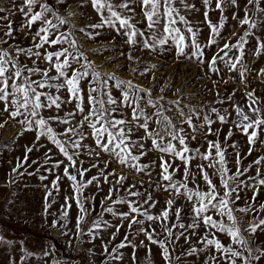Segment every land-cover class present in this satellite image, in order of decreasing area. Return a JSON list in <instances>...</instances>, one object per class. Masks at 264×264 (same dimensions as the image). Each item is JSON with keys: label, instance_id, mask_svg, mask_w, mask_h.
I'll list each match as a JSON object with an SVG mask.
<instances>
[{"label": "rangeland", "instance_id": "obj_1", "mask_svg": "<svg viewBox=\"0 0 264 264\" xmlns=\"http://www.w3.org/2000/svg\"><path fill=\"white\" fill-rule=\"evenodd\" d=\"M116 2L118 3L119 0H116ZM187 2L194 4L195 8L187 12L182 10L181 14L186 15V19L189 20L193 27L200 29L199 41L202 45H206L210 29L204 18L205 8L202 0H187ZM52 3L55 6L54 10L58 11L67 21L65 25L60 27V31L74 33L73 38L77 41L79 52L83 53L88 61L93 62L100 72L115 74L120 79L132 80L134 84L151 90L153 99L163 97L160 103L165 109H170L165 111V115L178 128L184 129L190 148H199L200 152L204 153L208 149V141L219 139L222 148L235 143L238 147L236 149L227 147L226 152L227 166L231 170L230 175L237 169V151L240 153L241 163L239 167L241 170L248 168L254 160L264 156V144L259 142L251 146L253 151L251 155H248L250 146L248 145L247 137L239 132L231 122L220 123L215 114L211 112V109L215 108L223 114V110L228 109L232 113L229 120L236 119L233 110L234 105L238 104L246 108L247 103H249L246 93L250 91H254L255 96L264 104V75L260 74V71L264 69V54L260 56L254 54L256 39L264 40V23H260L258 29L251 30L254 35L248 38V44L245 45L243 62L247 65L249 71L243 78V82L238 71L230 70L227 65L219 60L216 65V68L219 69L218 72L212 71L209 67L211 58L217 53L218 47H223L226 42L235 44L238 38L247 30V25L241 27L239 24V20L245 15V8L248 9L250 16L255 11V7L249 5L247 0H237L235 6L229 3L225 7L223 13L226 18L225 26L221 32V36L224 39L219 40L218 46L204 47L203 64H200L195 57H191L190 49H186L187 56L178 57L174 45L158 46L155 51L144 49L139 45L133 48L125 43L127 38L123 35H118L114 29L108 27L92 29L89 25L99 22V15L92 8L90 0H67L66 4H58L57 0H52ZM21 5L22 0H0V8L3 9L0 12V17H7V19H0V41H6L0 42V49L10 50L15 46L28 48L33 44L32 35L36 31V26L33 25L31 30L27 27H22V25L26 24V19L24 14L18 11ZM260 7L264 8V0H261ZM208 11L209 19L213 23H218L221 13L215 9V0H213V4ZM69 12L73 14L69 15ZM136 13V19H141L139 7H136ZM234 14L237 19L232 18ZM256 19L258 21L264 20V16L258 13ZM9 23L12 24L13 29L11 37L5 35ZM177 26L182 29L185 27L182 24ZM138 27L143 30L145 24L141 23ZM80 29H84V31L82 32ZM96 32L99 35H95ZM233 32L235 35H233ZM88 33H93L94 39H90ZM59 47L45 46L48 51L53 52L57 51ZM63 47H68V44H64ZM39 51L43 54L45 49L42 48ZM129 54L132 55L133 60L128 59ZM219 54L221 56L224 55L223 52ZM10 55H15V53L10 51ZM237 55L239 53L235 49L229 53V56L233 58ZM19 59L21 63H27L31 67L35 57L28 59L25 56H20ZM86 62L81 59L80 64L74 66L80 68L81 64ZM37 63L42 69L49 67L46 61L41 60ZM152 65L156 67L153 69L151 68ZM237 67L239 68V65ZM141 73L144 74L141 75ZM50 74L55 75V72L53 71ZM32 78L41 79L40 75H35ZM89 80L82 82L85 97L87 96ZM112 84H114V81L109 82L110 86ZM63 94L67 95L66 92ZM113 95L119 98V90L113 89ZM140 95H144V93ZM229 96H231L230 100L228 99ZM220 100L224 102H218ZM175 101H179V108H177L175 103H170ZM74 104L75 101L72 104L62 105L59 115L64 116L65 111L68 110L75 111ZM84 106L87 110L86 101ZM3 108L4 104L0 103V124L3 125L0 127V237H3V240L0 241V264H134L132 259L134 250L132 247L120 249L119 253L122 254V258H114L117 253L113 252V249L124 241L126 234L128 235V240L136 245L135 264H147L145 258L148 247L152 250V264H166L162 258L161 249L157 245H150L143 233L135 234L139 226L133 225V228L129 230L128 220H121L118 216L114 217L101 208L103 203L105 208L111 206L119 212H128L127 204L117 205L114 201L120 198L132 202L143 201L151 194L152 200L149 201V204L155 202V207H149L148 204H145L142 210H147L149 214L154 216L159 215L166 208L167 200L172 199L175 202L174 208L180 207L183 209L181 214L182 222L185 224L192 222V202H189L183 195H176L172 189L164 190V185H167L168 182L162 181L160 178V158L163 154L158 150L152 149V141L142 128L134 127L131 138L138 140L145 146L146 154L142 155L141 159L136 163L149 165L150 167L146 171L151 173V177L146 175L145 172H137L127 165L119 164L114 156L98 149L91 135V130L86 126L84 127L85 138L82 140V144L86 147L78 150V158L74 157L77 168L90 169L85 173L83 180L87 181L93 176H99L100 170L104 169L105 161L108 162L105 174L114 173V175L109 176V181H112V184L105 183L101 176L99 187H97L96 182H93L92 185L84 189L85 197H94L93 200L86 201L85 207L95 210L91 212V215L85 217V222L81 224L84 232L83 234H78L76 224L79 210L74 199L69 200L71 208L67 209V218L65 219L62 216V213L66 210L65 197L73 195V190L70 187L71 182L66 177H63L64 168L69 162L46 137H41L37 140V130H26V126H22L18 122L23 117L12 119L8 113L3 112ZM180 109L185 114L191 115L192 123L196 126L204 124L203 117L205 115L210 116L214 121L211 128L213 132L219 129V137L208 135L207 125L193 132V129L180 115ZM122 110L127 118L131 119V109L124 108ZM147 111L153 112L154 109L148 108ZM55 114L56 110L54 108L42 111V115L45 117ZM80 119L81 116L77 115L71 123L76 124ZM154 121L155 117H153V122L150 124V130L158 127ZM69 126L53 124L54 130L61 134L58 138H64L63 133ZM229 128H232L233 135L225 141ZM193 135L195 139H192ZM260 139L264 140V133L261 134ZM173 143L180 147L178 142L173 141ZM29 147L33 149L31 152H27ZM95 152H98L99 155L91 154ZM45 153L51 156V160H48L47 163H45ZM26 154L28 159L25 162ZM133 154L140 155V152L133 149ZM164 159L171 161L173 157L164 155ZM33 161H36V163H33ZM57 161H63V163L60 164L59 168L52 169V164ZM201 163L207 165L206 161L192 160L190 170L193 174H196V180L201 186L200 190L206 191L207 185L197 170V165ZM18 164H23V166L18 167ZM93 164L98 166L92 167ZM176 165L180 167L179 171L174 175V180L180 181L183 177L184 165L178 159L175 160L173 167ZM257 168L260 169L261 175L264 176V161H262L260 165H253L244 176L240 177V180L245 181L249 187H244L240 191V199L236 201V207H243L246 203L251 202L253 193L250 185L253 182L249 180V177L256 176ZM206 170L209 173L214 171V169L210 168ZM69 172L73 173L74 170L69 167ZM40 176H46L47 179L41 180ZM56 176L62 177L59 182L60 191L58 193L51 188V183ZM120 176L125 177L123 186H114L115 180ZM77 179L80 180V177L78 176ZM211 179L217 185L218 190L222 192L219 176L213 175ZM132 185H135V187H131ZM130 187L132 192L139 191L143 193V196L128 195ZM188 187L195 190L198 185L189 181ZM110 188H114L112 199L106 200L105 198L108 196ZM48 191H52L51 196L47 195ZM181 192H183V189H181ZM257 203H264V187L260 189ZM46 204L50 206L46 207ZM101 212H103V219L110 224L123 225L120 227L115 239L112 238V234L116 231L115 227L102 225L99 234L95 238L87 234L92 221ZM213 215L215 218V214ZM236 216L241 221L240 227L243 229L248 226L254 217L264 216V213L255 212L245 215L237 212ZM138 218L143 219V217ZM54 223L56 224L55 227H53ZM167 223L171 226L177 221L174 216H171ZM150 224L151 227H149ZM143 227L149 231H151V228H155L159 232L160 222L145 221ZM173 231L178 234L182 230L174 228ZM205 231L203 224H201L195 235L192 234L191 230L186 233L190 237L189 243H186L184 237L181 236L175 243L174 248L169 246L170 264H205V260L209 256L213 254L219 256L220 253H216L214 249L199 252L198 255L188 256L184 254L193 244L197 248L203 247V244L199 243V241ZM212 231L214 232L215 230ZM215 235L225 245L229 244V238L225 234L215 233ZM244 235L248 236V233L245 232ZM159 238L164 239V235ZM209 238H212V236L210 235ZM249 240L253 248L264 246V233L258 230L257 235L249 237ZM141 241L148 247L141 246ZM105 245H107V252L104 250ZM233 247L235 246L233 245ZM222 264H226V262H222ZM237 264H242V262L237 261ZM253 264H264V258L260 261H253Z\"/></svg>", "mask_w": 264, "mask_h": 264}, {"label": "snow or ice", "instance_id": "obj_2", "mask_svg": "<svg viewBox=\"0 0 264 264\" xmlns=\"http://www.w3.org/2000/svg\"><path fill=\"white\" fill-rule=\"evenodd\" d=\"M57 3L66 4L67 0H57ZM90 3L99 15V22L89 25L92 29L104 27L114 29L118 35L125 36L127 38L125 43L133 48L139 45L144 49L155 51L158 46L174 45L178 57L187 56L186 49H190L191 57H195L200 64H203L204 47L218 46L219 40L224 39L221 36V32L225 26L226 18L223 16L225 7L229 3L235 6L237 0H215V9L221 13L218 23H213L209 19L208 9L211 8L213 0H202L205 8L204 18L210 29L206 45H202L199 41L200 29L193 27L189 20L186 19V15L181 14L182 10L187 12L195 8V5L188 3L187 0H119L118 3L116 0H90ZM247 3L255 7V11L251 13V16L248 9L245 8V15L239 20L241 27L244 25L248 26L247 30L238 38L235 44L226 42L223 47H218L217 53L212 56L209 64L212 71L218 72L219 69L216 68L217 62L218 60L223 62L230 70L239 72L242 82L249 71L247 65L243 62L245 45L248 44V38L254 35L251 30L258 29L259 24L264 23V20L258 21L256 19L258 13L264 16V8L260 7L261 0H247ZM54 7L50 6V0H22V5L18 9L20 13L24 14L26 19V24L22 25V27H27L31 30L32 26L35 25L36 31L32 35L33 44L31 47L21 48L15 46L10 50L0 49V103L4 104L3 112L8 113L10 118L23 117L18 122L22 126H26V130H37L36 139L39 140L41 137H46L69 162L64 168L63 177H66L71 182L70 187L73 190V195L65 197L66 210L62 213V216L65 219L67 218V209L71 208L69 200L74 199L79 210L76 230L78 234H83L84 229L81 228V224L85 222V217L91 215V212L95 210L85 207L86 201L93 200L94 197H85L84 189L92 185L93 182H96L97 187H99L101 176L105 183H113L109 181V176L114 175V173L105 174L108 166L107 161L104 162V169L100 170L99 176H93L87 181L83 180V177L90 169L76 167V159L74 157L78 158V150L86 147L82 144V140L85 138L83 131L85 126L91 130V135L98 149L114 156L119 164L127 165L137 172H145L146 175L151 177V173L146 171L150 167L149 165L136 163L141 159L142 155L146 154L145 146L138 140L131 138L134 127H138L142 128L151 139L152 149L158 150L163 154L160 158V178L162 181L168 182L167 185H164V190L172 189L176 195H183L189 202H192V222L188 224L182 222L181 214L183 209L180 207L174 208L175 202L172 199L167 200L166 208L159 215L154 216L149 214L147 210H142L145 204H148L149 207H155V202L149 204V201L152 200L151 194L143 201L132 202L124 198L114 201L117 205L127 204L128 212H119L111 206L105 208L102 203L101 208L103 211L110 213L114 217L118 216L121 220H128L129 230L133 228V225L139 226L135 234L143 233L150 245H157L161 249L162 258L166 264L171 262L169 246L174 248L175 243L181 236L184 237L186 243H189L190 237L186 233L191 230L192 234L195 235L201 224L206 230L199 241V243L203 244V247L197 248L193 244L185 251V255H198L199 252L209 249H214L216 253H220L219 256L215 254L209 256L205 260V264H209V262L211 264H222V262L237 264V261H241L242 264H253V261H260L264 258V246L253 248L249 240V237L257 235L258 230L264 233V216L254 217L248 226L243 229L240 227L241 221L236 216L237 212L245 215L255 212L264 213V203H257L260 189L264 187V176L261 175L259 168H257L256 176L249 177V180L253 182L250 185L253 193L251 202L246 203L243 207H236V201L240 199V191L244 187H249L245 181L240 180V177L244 176L253 165H260L264 161V156L254 160L248 168L241 170L239 167L241 163L240 153L237 151V169L230 175L231 170L227 166L226 152L227 147L236 149L238 146L235 143L222 148L219 139L208 141V149L204 153H201L199 148H190L184 129L178 128L165 115V111L170 109H165L160 103L163 97L153 99L151 90L134 84L132 80H124L118 78L115 74L100 72L93 62L88 61L87 57L79 52L77 41L73 38L74 33L60 31V27L65 25L67 21L58 11L54 10ZM136 7L140 8L139 15L141 19L139 20L136 19ZM2 11L3 9L0 8V12ZM72 14L69 12V15ZM232 18L237 19V16L234 14ZM0 19H7V17H0ZM141 23L145 24L143 30L138 27ZM178 24H182L185 27L182 29L177 26ZM7 27L8 30L5 35L11 37L12 24L9 23ZM80 31L83 32L84 29H80ZM95 35H99V33L96 32ZM233 35H235L234 32ZM88 36L90 39H94L93 33H88ZM66 43L68 47H63ZM46 45L48 47H60L53 52L48 51L45 48ZM42 48L45 49L43 54L39 51ZM233 49L239 53L234 58L229 56ZM10 51L14 52L15 55H10ZM220 52H223L224 55L221 56ZM254 54L256 56L264 54V40L256 39ZM20 56H25L28 59L35 57L32 61L33 66L30 67L27 63H21ZM81 59L87 62L81 64L80 68H76L74 65L80 64ZM128 59L133 60L134 58L129 54ZM41 60L46 61L49 67L40 68L37 62ZM238 65L239 68L237 67ZM155 67V65L151 66L153 69ZM53 71L55 75L50 74ZM143 74L141 73V75ZM260 74L264 75V69L260 71ZM35 75H40L41 79H33L32 77ZM90 77L91 79L89 80ZM85 80H89L86 97L82 86V82ZM110 81H114L111 86L109 85ZM113 89L119 90V98L113 95ZM64 92L67 93L66 96L63 94ZM141 93H144V95H140ZM246 97L249 101L246 108L238 104L234 105L233 110L236 119L229 120L232 113L228 109H224L223 114L215 108L211 109V112L215 114L220 123L231 122L239 132L247 137V142L250 146L248 155H251L253 151L251 146L257 142L264 144V140L260 139L261 134L264 133V104L255 96L254 91L247 92ZM228 99L230 100L231 96ZM73 101H75V111L68 110L65 111L64 116H60L59 111L62 105L72 104ZM85 101L88 105L87 110L84 106ZM218 102L223 103L224 101L220 100ZM170 103H175L177 108H179V101ZM53 108L56 110L55 115L48 117L42 115L43 110ZM124 108L131 109V119L127 118L122 110ZM148 108H152L154 111L149 112L147 111ZM77 115L81 116V119L76 124H72V120ZM180 115L193 129V132L207 125V134L219 137V129L213 132L211 128L214 121L210 116L205 115L203 117L204 124L196 126L192 123L191 115L185 114L182 109H180ZM153 117H155L154 122L158 127L150 130ZM53 124L70 125L65 129L63 139L58 138L61 134L54 130ZM2 126L0 124V127ZM232 135V128H229L225 141L230 139ZM192 139H195L194 135ZM166 140L167 142H165ZM173 141L178 142L180 147L174 144ZM133 149L138 150L140 155H134ZM32 150L31 147L27 148V152ZM91 154L99 155L98 152ZM164 155L173 157V160H165ZM45 157V163L51 160V156L48 153H45ZM27 159L26 154L24 161L26 162ZM177 159L184 165V173L180 181L174 180V175L179 171L180 167L179 165L173 167ZM195 159L207 162V165L203 163L197 165L198 174L207 185L206 191L200 190L201 186L196 180V174H193L190 170L191 161ZM33 163H36V161H33ZM61 163L63 161L53 163L52 169L59 168ZM22 166L23 164H18V167ZM97 166L96 164L92 165V167ZM69 167L74 170L73 173L69 172ZM208 168L214 169V171L209 173L206 170ZM213 175L219 176L222 192L218 190L217 185L211 179ZM78 176L80 180L77 179ZM40 179L45 180L47 177L40 176ZM61 179V176H56L51 183V188L57 193L60 191L59 182ZM124 180L125 177L120 176L115 180L114 186H123ZM189 181L197 184L198 187L195 190L189 188ZM131 187H135V185ZM131 187L128 190V195L143 196V193L139 191L132 192ZM181 189H183V192H181ZM113 190L114 188L109 189L106 200L112 199ZM47 195L51 196L52 191H48ZM45 206L49 207L50 205L46 204ZM170 213L177 221L171 226L167 223L171 218ZM213 214H215V218ZM138 217H143V219ZM145 221H159L160 231L157 232L155 228H151V231L144 228L143 224ZM102 225L116 228L115 233L112 234L113 239L116 238L120 227L123 226L122 224L112 225L105 221L103 212H101L92 221L87 234L95 238L99 234ZM55 226L56 224L54 223L53 227ZM149 227H151V224ZM174 228H179L182 231L178 234L174 233ZM212 230L215 231L213 232ZM245 232L248 233V236L244 235ZM215 233L225 234L229 238V244L225 245L222 243ZM161 235H164V239L159 238ZM210 235L212 238H209ZM2 240L3 237H0V241ZM141 246L148 247L144 245L143 241H141ZM125 247L133 248L132 259L135 264L136 245L128 240L127 234L124 237V241L113 249V252L117 253L114 258L121 259L122 254L119 253V250ZM104 250L107 252V245H105ZM151 257L152 250L148 247L145 258L147 264H152Z\"/></svg>", "mask_w": 264, "mask_h": 264}, {"label": "water", "instance_id": "obj_3", "mask_svg": "<svg viewBox=\"0 0 264 264\" xmlns=\"http://www.w3.org/2000/svg\"><path fill=\"white\" fill-rule=\"evenodd\" d=\"M50 5L53 6L52 0H50ZM86 56H88V55H86Z\"/></svg>", "mask_w": 264, "mask_h": 264}, {"label": "bare ground", "instance_id": "obj_4", "mask_svg": "<svg viewBox=\"0 0 264 264\" xmlns=\"http://www.w3.org/2000/svg\"><path fill=\"white\" fill-rule=\"evenodd\" d=\"M9 135L11 136V134L9 133Z\"/></svg>", "mask_w": 264, "mask_h": 264}]
</instances>
